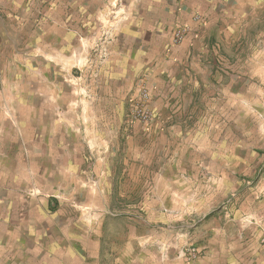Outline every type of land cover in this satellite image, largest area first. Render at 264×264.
Returning a JSON list of instances; mask_svg holds the SVG:
<instances>
[{"label":"rangeland","instance_id":"rangeland-1","mask_svg":"<svg viewBox=\"0 0 264 264\" xmlns=\"http://www.w3.org/2000/svg\"><path fill=\"white\" fill-rule=\"evenodd\" d=\"M174 1L147 0L139 11L136 0H100L97 14L61 18L36 0L18 27L0 29V264L203 258L202 216L184 202L187 166L219 163L218 140L204 149L202 138L224 126L219 116L241 112L237 153L226 123V164L242 159L251 177L264 170V4L211 25L196 13L191 26ZM175 29L193 37L190 49L197 41L194 51L211 55L202 63L212 71L203 78L207 98L176 121L180 135L155 124L146 84L149 65L180 44ZM143 87L154 119L130 127Z\"/></svg>","mask_w":264,"mask_h":264},{"label":"crops","instance_id":"crops-1","mask_svg":"<svg viewBox=\"0 0 264 264\" xmlns=\"http://www.w3.org/2000/svg\"><path fill=\"white\" fill-rule=\"evenodd\" d=\"M36 0H0V29L3 27H18L20 13L27 12L28 6ZM44 9L52 13H59L65 18V13L70 11H94L99 8L93 4L100 0H41ZM138 10L146 11L147 0H136ZM264 0H175L174 8L177 16L184 25H193L192 15L198 14L211 25L215 17L222 13H235L250 8H257ZM79 5V8L76 6ZM257 6V7H256ZM23 16V15H22ZM96 19V18H95ZM98 19V17H97ZM195 37V36H194ZM193 37H186L178 46L171 47L152 63L146 73V84L150 92V108L156 116L155 124L166 131L174 130L176 121L181 119L190 102L207 98L210 87L209 78L203 80L205 75L212 71L202 63L211 56L207 53L194 51L189 46L193 44ZM145 75V74H144ZM206 87V92H202ZM201 94V95H200ZM219 104L226 101L218 99ZM241 101H235V108H240ZM238 103V104H237ZM235 112L234 120L226 115L219 116L218 131L203 133V148L210 147V140H218L214 149L218 152V164L188 165L191 174L187 178V204L194 205L189 211L196 216H202L200 226L203 235L205 254L194 264H264V170L255 177H251L252 168L244 167L242 159L238 164L228 165L222 156L226 155V123L234 124L230 133L234 134V152L242 148V120L240 111ZM202 123H210L211 117L202 116ZM238 125V127H237ZM128 128V126L126 125ZM125 130L131 132V130ZM134 128V127H133ZM230 129V127H229ZM237 132L239 137H237ZM263 139V137H262ZM264 149V147L259 148ZM210 150V149H208ZM205 151V150H204ZM207 151V150H206ZM177 178H183L180 175ZM181 193H176V198H181ZM176 199V200H177ZM197 205V208L195 207ZM200 205V207L198 206ZM116 261L117 264H129L124 260ZM99 264V262H97ZM166 264H179L177 260H170Z\"/></svg>","mask_w":264,"mask_h":264},{"label":"built area","instance_id":"built-area-1","mask_svg":"<svg viewBox=\"0 0 264 264\" xmlns=\"http://www.w3.org/2000/svg\"><path fill=\"white\" fill-rule=\"evenodd\" d=\"M183 33V29H175L172 36V41L174 42V44L181 43V41L183 40ZM148 99L149 93L143 87L140 91L139 102L134 106V110L131 111L126 117V123L128 124V126L132 127L137 122L147 126L153 121L154 115L147 107Z\"/></svg>","mask_w":264,"mask_h":264}]
</instances>
